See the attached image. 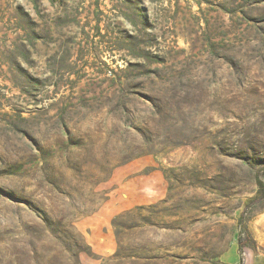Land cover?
Wrapping results in <instances>:
<instances>
[{
    "label": "rangeland",
    "instance_id": "rangeland-1",
    "mask_svg": "<svg viewBox=\"0 0 264 264\" xmlns=\"http://www.w3.org/2000/svg\"><path fill=\"white\" fill-rule=\"evenodd\" d=\"M263 257L264 0H0V264Z\"/></svg>",
    "mask_w": 264,
    "mask_h": 264
},
{
    "label": "crops",
    "instance_id": "crops-1",
    "mask_svg": "<svg viewBox=\"0 0 264 264\" xmlns=\"http://www.w3.org/2000/svg\"><path fill=\"white\" fill-rule=\"evenodd\" d=\"M226 264H236V260L235 259H232L230 261V263H226ZM256 264H264V257L263 258H260L259 260H257V263Z\"/></svg>",
    "mask_w": 264,
    "mask_h": 264
},
{
    "label": "trees",
    "instance_id": "trees-1",
    "mask_svg": "<svg viewBox=\"0 0 264 264\" xmlns=\"http://www.w3.org/2000/svg\"><path fill=\"white\" fill-rule=\"evenodd\" d=\"M256 184L259 187V189L263 190V183L258 178L256 179Z\"/></svg>",
    "mask_w": 264,
    "mask_h": 264
}]
</instances>
